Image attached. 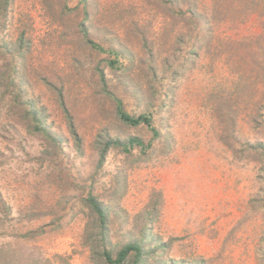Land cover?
Masks as SVG:
<instances>
[{
	"label": "rangeland",
	"instance_id": "obj_1",
	"mask_svg": "<svg viewBox=\"0 0 264 264\" xmlns=\"http://www.w3.org/2000/svg\"><path fill=\"white\" fill-rule=\"evenodd\" d=\"M129 243L264 264V0H0V264Z\"/></svg>",
	"mask_w": 264,
	"mask_h": 264
},
{
	"label": "trees",
	"instance_id": "obj_2",
	"mask_svg": "<svg viewBox=\"0 0 264 264\" xmlns=\"http://www.w3.org/2000/svg\"><path fill=\"white\" fill-rule=\"evenodd\" d=\"M7 1L8 0H5L6 3H7ZM101 77H102V75H101ZM115 105H116L117 115L122 122H124L126 124H130V125H136V124H139L142 122V123L149 126V122H150L149 116H147L145 114H140L136 117H132L122 110L121 103L119 100H115ZM69 126H70V124H69ZM37 128L41 129L40 125H38ZM75 140H76V137H75ZM51 142H54V139H52ZM75 144L77 145V148H78L79 142L77 140L75 141ZM112 146L122 147L125 151H128L129 148L133 147V146H138L142 150H144L147 147L137 137L128 138L126 143H124V144H122L119 141H109L108 140L103 144V147L100 151L98 165H101V163L104 160L106 151L108 150V148H110ZM86 201L92 207V210L97 214L100 225L104 226L105 221H106V216H105L104 210L102 209L100 204L90 195L87 197ZM132 251L135 254V261L134 262L136 263L138 258H139V255H140V248H139V245H137L135 243H129V244L123 246L116 253L115 257H112L110 255L109 251H107V250L102 251V256L105 259V262L107 264H122L124 262V260L126 259V257L129 255V253Z\"/></svg>",
	"mask_w": 264,
	"mask_h": 264
}]
</instances>
